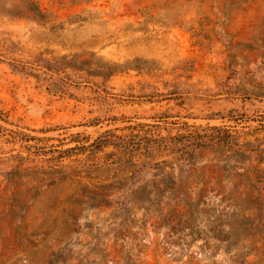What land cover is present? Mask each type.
<instances>
[{"label": "rangeland", "instance_id": "rangeland-1", "mask_svg": "<svg viewBox=\"0 0 264 264\" xmlns=\"http://www.w3.org/2000/svg\"><path fill=\"white\" fill-rule=\"evenodd\" d=\"M0 264H264V0H0Z\"/></svg>", "mask_w": 264, "mask_h": 264}, {"label": "trees", "instance_id": "trees-1", "mask_svg": "<svg viewBox=\"0 0 264 264\" xmlns=\"http://www.w3.org/2000/svg\"><path fill=\"white\" fill-rule=\"evenodd\" d=\"M140 136V134H132L130 137H121V136H112L110 137L109 134L104 133L102 134L96 141L95 144H99V146L101 147H106L109 145H114L116 147H120L125 151H128L131 155L134 154V152L139 151L140 149L139 146L133 142L134 138H138ZM120 144V146H119ZM204 144H208V143H203Z\"/></svg>", "mask_w": 264, "mask_h": 264}]
</instances>
